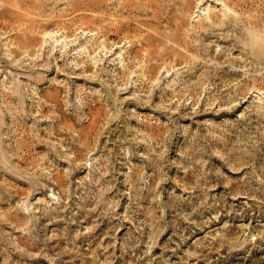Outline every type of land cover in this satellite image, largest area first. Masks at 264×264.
I'll list each match as a JSON object with an SVG mask.
<instances>
[{"label":"rangeland","instance_id":"374dc122","mask_svg":"<svg viewBox=\"0 0 264 264\" xmlns=\"http://www.w3.org/2000/svg\"><path fill=\"white\" fill-rule=\"evenodd\" d=\"M0 264H264V0H0Z\"/></svg>","mask_w":264,"mask_h":264}]
</instances>
